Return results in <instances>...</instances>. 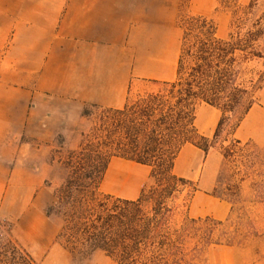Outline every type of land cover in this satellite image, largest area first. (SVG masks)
<instances>
[{"label": "crops", "instance_id": "obj_1", "mask_svg": "<svg viewBox=\"0 0 264 264\" xmlns=\"http://www.w3.org/2000/svg\"><path fill=\"white\" fill-rule=\"evenodd\" d=\"M180 5L181 0H0V212L25 221L31 201L37 240L56 241L55 230L43 234L49 219L42 208L54 141L61 136L75 145L85 105L120 108L134 81L174 78ZM206 106L198 127L205 136L209 121L217 120L216 108ZM173 171L197 185L189 217L227 216L228 202L209 193L217 173L210 149L185 143ZM127 185L118 196L136 198L140 190ZM229 251L227 264H259L240 245Z\"/></svg>", "mask_w": 264, "mask_h": 264}, {"label": "trees", "instance_id": "obj_2", "mask_svg": "<svg viewBox=\"0 0 264 264\" xmlns=\"http://www.w3.org/2000/svg\"><path fill=\"white\" fill-rule=\"evenodd\" d=\"M254 34L221 38L211 19L192 15L182 28L172 80H149L154 87L134 100L128 96L120 108L83 107L82 116L92 108L97 120L77 147L58 160L64 176L46 208L48 216L61 221L55 240L73 258L101 250L117 264H190L197 219L185 215L180 227L171 226L175 207L170 201L179 187L194 183L174 173L175 158L185 143L204 152L211 146L194 124L198 103L221 113L213 137L226 114H237L236 127L251 107L247 90L237 83V70L240 51H245L241 43L252 41ZM258 56L243 54L242 60ZM112 157L150 167L154 184L142 187L136 198L102 192ZM201 240L207 245L209 234Z\"/></svg>", "mask_w": 264, "mask_h": 264}, {"label": "rangeland", "instance_id": "obj_3", "mask_svg": "<svg viewBox=\"0 0 264 264\" xmlns=\"http://www.w3.org/2000/svg\"><path fill=\"white\" fill-rule=\"evenodd\" d=\"M192 15L211 19L221 38H228L230 33L242 39L247 33H256V36L254 34V39L247 44L241 43L245 51H240L237 70V83L247 90L253 101L251 107L236 127L237 114H226L216 137L209 129L213 125L216 128L221 113L212 109L217 120L209 121L206 131L211 139V158L217 162L216 180L209 193L228 202L230 211L222 219L191 217L197 221L192 224L194 236L191 245L195 248L189 255L190 264H227L229 250L239 245L252 251L255 260L264 264V0H181L180 34ZM253 52L260 53V56L242 60L243 54L250 56ZM152 87L154 85L149 80L134 81L129 99H136ZM206 109V103L196 105L194 124L197 130ZM96 120L97 112L91 108L89 115L80 122L74 146L66 145L61 136L54 141L48 158L50 170L44 183V186H50L49 197L42 204L43 213L49 219L43 227L44 236L54 230L57 233L61 224L58 217L46 214V208L54 202V190L64 176L58 160L65 156L67 150L77 147L82 133L89 134ZM198 131L201 133L200 128ZM127 184H133L138 191L154 184L150 167L112 157L101 183V191L118 196L129 189ZM196 188L195 183L186 184L176 191L175 198L170 201L175 207L171 226L178 228L183 223L190 197ZM12 207L15 209L18 204L15 202ZM32 207L36 205H31L30 201V217L22 222L13 215L15 212H0V264H117L101 250L82 258H73L57 241L47 243L42 237L37 240L31 226V220L36 218ZM204 233H208L210 239L205 246L201 242Z\"/></svg>", "mask_w": 264, "mask_h": 264}]
</instances>
